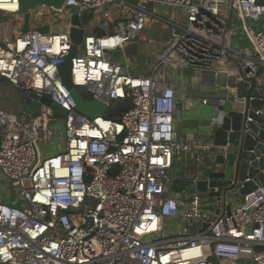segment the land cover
Instances as JSON below:
<instances>
[{"label":"built area","instance_id":"built-area-1","mask_svg":"<svg viewBox=\"0 0 264 264\" xmlns=\"http://www.w3.org/2000/svg\"><path fill=\"white\" fill-rule=\"evenodd\" d=\"M45 5L59 15L38 8ZM159 5L181 12L165 18ZM29 11L22 32L20 0H0V76L24 93L48 95L65 114L42 105L20 117L0 106V176L17 194L0 201V264H264V183L244 195L239 187L220 196L209 195L219 187H195L214 160L212 135L227 100L198 98L212 108L205 127L180 138L179 95L168 79L169 69L225 72L231 102L239 82L251 100H264V31L250 24L264 17V0H64ZM76 12L118 19L100 35L86 21L71 77L107 106L131 97L121 120L81 113L62 81ZM149 18L169 24L170 40L151 74L135 75L111 55L138 40ZM44 25L61 31L42 32ZM256 112L264 115V104ZM185 152L194 173L174 175ZM181 178L189 186L173 191ZM250 180L233 177L230 185Z\"/></svg>","mask_w":264,"mask_h":264},{"label":"water","instance_id":"water-1","mask_svg":"<svg viewBox=\"0 0 264 264\" xmlns=\"http://www.w3.org/2000/svg\"><path fill=\"white\" fill-rule=\"evenodd\" d=\"M64 0H20V11L23 13L24 25L22 32L29 28L30 9L40 5L49 4L61 7ZM86 21L81 18L79 12L72 15L73 27L70 30V37L73 46L66 58V61L59 66L63 83L71 90L77 109L89 117H97L104 114L107 104L98 99L85 98L78 87L73 84L71 77L72 58L84 38ZM52 28L53 31L60 32V26L49 27L44 25L40 28L42 32H47ZM120 55L126 58L139 57L141 55L140 41L136 40L127 44ZM203 81H208L210 86H224L228 82L227 74L219 72L216 75L212 72H203ZM238 100L226 103L222 108L226 111L224 124L214 131L212 135L215 146L214 160L205 178L197 181L195 187L198 191L207 192L209 187H219V192H210V196H220L221 192H226L229 187H239V194H247L260 184L264 183V115L258 114L256 110L264 104V100H251V94L247 91V83L239 82L237 85ZM245 98V99H244ZM24 110L27 113L36 115L38 110L45 105L53 109L56 117H63L65 110L53 104L48 95L39 96L35 92L23 94ZM252 120H248V118ZM231 167L236 181H244L247 177L251 180L244 182L243 185H230L231 178L227 176L224 168ZM232 177V178H233ZM231 206L227 207L229 212ZM210 223L203 225L202 231L207 229Z\"/></svg>","mask_w":264,"mask_h":264},{"label":"rangeland","instance_id":"rangeland-1","mask_svg":"<svg viewBox=\"0 0 264 264\" xmlns=\"http://www.w3.org/2000/svg\"><path fill=\"white\" fill-rule=\"evenodd\" d=\"M46 6H48V5H45L44 7L41 6L38 8L43 10V12L46 15H48V14L51 16L59 15L58 12H55L53 9H50V7H46ZM158 9H159L160 13H162L163 16H167V14L173 10L176 11V13L178 11L181 12L180 10L177 11L174 8H171L168 6H162V5L158 6ZM166 11H169V12L167 13ZM88 22H90L89 18H88ZM13 24L15 26L16 22L13 21ZM250 24L253 27H255V28L258 27L264 31V17L261 18L260 20L251 21ZM89 26H90V24L88 23L87 29ZM238 26L239 27L241 26L240 22H238ZM143 35H145V37L147 39L154 40L155 43H154V45H151L148 42L143 41V39L140 40V46H141V49L143 51L142 54L146 58L144 60H135V62L132 63V65H130V70L132 72H135L138 69H141L144 67L148 68L150 66V63L148 62V60L155 57L156 52H159L162 50V44L169 39V29H168V26L166 27L164 22L159 21L158 23L154 24L151 29L144 32ZM117 60L119 62L123 63L124 65H126V63H127L126 58L123 56L117 58ZM172 71H170V73L174 72V71L173 72ZM175 72H176V74L183 77L185 85L187 86V87L185 86V88H186V90H189L190 94H192L193 97L196 98V96H199V94L203 90L209 89V86L203 84L202 82H199L197 84V88L195 89L194 83L198 81V76H196L197 71H195L193 69H181V70H176ZM78 89L82 93V95H83V92H86L87 94H89L86 91V89L83 87H78ZM23 94H24L23 91H21L20 89H17L7 79H5V78L3 79V77L0 76V106H3L5 108L11 110L12 112L16 113L18 116L21 117L23 115V113L25 112ZM211 109H212L211 106H201L200 104H198V102H196V108L192 109V112H194L192 114H195L198 117L200 123L203 126V129L205 127L206 121L208 119V114H210L209 112L211 111ZM194 116H192V117H194ZM183 127H184V124L179 123L177 125L176 130L180 131V129ZM224 169L227 172L228 178L229 179L232 178L234 175L233 168L226 167ZM171 171L174 175L177 174L179 171H180V173L184 174L186 169L182 168L181 166L176 165L174 167V169H172ZM15 190H16V186L14 184H12L11 181H8L6 178L0 176V201L2 203L10 204V202H9L10 199L16 200L17 194H16Z\"/></svg>","mask_w":264,"mask_h":264},{"label":"crops","instance_id":"crops-1","mask_svg":"<svg viewBox=\"0 0 264 264\" xmlns=\"http://www.w3.org/2000/svg\"><path fill=\"white\" fill-rule=\"evenodd\" d=\"M152 7L153 6H151V9H152ZM157 12L160 14V16L165 17V18H171L172 15L176 14V11H174V10L171 11V12L166 11L167 13L168 12L169 13L168 14L166 13L167 16H163L162 13H160V11H159L158 6H157ZM117 22H118V19L116 18L115 15H112L109 19H107V18H99L98 17V18H95V20L93 19L92 21L88 22L90 24V26L88 27L87 30H88V32H93V33H95L97 31V29H100L101 31L106 32L107 30L113 28L114 25L117 24ZM158 22L159 21L154 20L153 18H149L148 25H147L146 29L142 32V34H141V36H140V38L138 40L140 41L141 39H143V41H146L149 44L154 45V43H155L154 40L147 39L145 37V35H143V34L147 30L151 29L152 26L154 24L158 23ZM164 24L166 25V27L168 26L169 39L162 44V49H163V46L170 40V26H169V24H167L165 22H164ZM142 52L143 51L141 49V55L139 57H132V58H126L125 57L126 60H127L126 65L129 67V72L130 73L135 74V75H149V74H151L153 66L158 61V54L160 52H156L155 57H153V58L148 60V62L150 63V66L148 68L144 67V68L138 69L135 72H132L130 70V65H132V63H134L135 60H144L146 58L142 54ZM111 56H112L111 58L113 60L119 62L117 60V58H119V57H121L123 55H120L119 51H117L114 54H112ZM119 63H121V62H119ZM121 64H123V63H121ZM170 71H172L173 73H169ZM175 71L176 70H174V69H169L168 70V73L170 74L168 79L173 81V82H175V85L177 87V92H178V95H179L178 111H177V114H176V128H177V125L179 123L180 124L183 123L184 127L181 128L180 131H177V133H178V136L180 138H188L190 134L195 133L196 129H199L200 125H202L200 123L198 117L195 114H192V113H194V112H192V109L196 108V102H198L197 99L200 98V97H208V98H211V99L219 98V99H226L227 102L230 103L231 102V94H230L231 92H230V90L227 87H225V85L224 86H216V85L210 86V85H208V83H207L208 81H203L202 80V78H201L202 73L196 72L197 73L196 76H198V81L194 83L195 89L197 88V84L199 82H202L203 84L209 86V89L203 90L199 94V96H196V98H195V97L192 96V94H190L189 90H186V88H185L186 85H185L183 77H181L180 75L176 74ZM231 81H233V80H231ZM231 81H228V82H231ZM231 85H233L232 82H231ZM192 116H194V117H192ZM191 154H192L191 152H185L179 158L180 164L178 166H181L182 168L186 169L184 174L180 173V171L178 172V173H180L183 176L187 175V177H188V175H191L192 173H194V166L192 165V155Z\"/></svg>","mask_w":264,"mask_h":264},{"label":"trees","instance_id":"trees-1","mask_svg":"<svg viewBox=\"0 0 264 264\" xmlns=\"http://www.w3.org/2000/svg\"><path fill=\"white\" fill-rule=\"evenodd\" d=\"M88 18L90 19L89 16H85L84 20L87 21ZM104 32L101 31L100 29H97V31L95 32V34L100 35L103 34ZM4 79V77H3ZM6 79V78H5ZM83 96L85 98H91L89 94H87L86 92H83ZM132 107V98L131 97H127L124 99H118V100H114L110 103V105L107 107L106 111L104 112V116L113 120H121L123 114L128 111L130 108ZM186 178H181V179H177L174 181L173 185H172V189L175 192H180L185 190L189 184L190 181H188V179Z\"/></svg>","mask_w":264,"mask_h":264},{"label":"bare ground","instance_id":"bare-ground-1","mask_svg":"<svg viewBox=\"0 0 264 264\" xmlns=\"http://www.w3.org/2000/svg\"><path fill=\"white\" fill-rule=\"evenodd\" d=\"M40 7H41V6H40ZM14 22H15V21H14ZM159 52H160V51H159ZM18 113H19V112H18ZM177 119H178V118H177ZM185 180H186V179H185ZM12 195H13V194H12ZM14 195H15V194H14ZM10 201H11V199H10ZM10 201H9V202H10Z\"/></svg>","mask_w":264,"mask_h":264}]
</instances>
